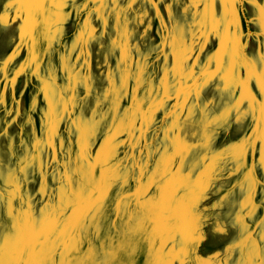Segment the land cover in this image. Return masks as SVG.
I'll return each mask as SVG.
<instances>
[{
	"label": "rangeland",
	"instance_id": "obj_1",
	"mask_svg": "<svg viewBox=\"0 0 264 264\" xmlns=\"http://www.w3.org/2000/svg\"><path fill=\"white\" fill-rule=\"evenodd\" d=\"M18 220L71 264H264V0H0Z\"/></svg>",
	"mask_w": 264,
	"mask_h": 264
},
{
	"label": "snow or ice",
	"instance_id": "obj_2",
	"mask_svg": "<svg viewBox=\"0 0 264 264\" xmlns=\"http://www.w3.org/2000/svg\"><path fill=\"white\" fill-rule=\"evenodd\" d=\"M92 222H95L94 219ZM61 223L58 221L50 231H38L40 221L23 223L18 220L7 229H0V264H5L6 258L15 264H26V258L28 262L36 264H55L57 256L60 264H71L74 259L72 253L78 251L79 241L73 235L70 244H63L57 235ZM90 226L86 217L76 225H66V230L75 233L78 229L83 232ZM4 232L8 233L6 240Z\"/></svg>",
	"mask_w": 264,
	"mask_h": 264
},
{
	"label": "bare ground",
	"instance_id": "obj_3",
	"mask_svg": "<svg viewBox=\"0 0 264 264\" xmlns=\"http://www.w3.org/2000/svg\"><path fill=\"white\" fill-rule=\"evenodd\" d=\"M206 262V261H205ZM209 263V262H208Z\"/></svg>",
	"mask_w": 264,
	"mask_h": 264
}]
</instances>
